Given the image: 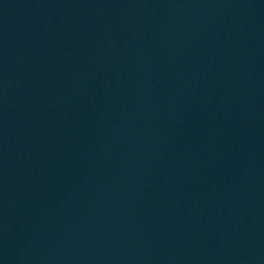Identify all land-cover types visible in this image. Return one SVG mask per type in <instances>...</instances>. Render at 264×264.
I'll return each instance as SVG.
<instances>
[{
    "label": "water",
    "instance_id": "95a60500",
    "mask_svg": "<svg viewBox=\"0 0 264 264\" xmlns=\"http://www.w3.org/2000/svg\"><path fill=\"white\" fill-rule=\"evenodd\" d=\"M0 264H264V0H0Z\"/></svg>",
    "mask_w": 264,
    "mask_h": 264
}]
</instances>
